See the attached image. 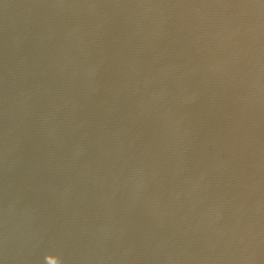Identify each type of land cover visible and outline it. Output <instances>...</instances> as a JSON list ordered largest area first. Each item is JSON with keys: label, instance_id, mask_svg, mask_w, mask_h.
I'll use <instances>...</instances> for the list:
<instances>
[{"label": "water", "instance_id": "95a60500", "mask_svg": "<svg viewBox=\"0 0 264 264\" xmlns=\"http://www.w3.org/2000/svg\"><path fill=\"white\" fill-rule=\"evenodd\" d=\"M49 256L264 264V0H0V264Z\"/></svg>", "mask_w": 264, "mask_h": 264}, {"label": "clouds", "instance_id": "9594fccd", "mask_svg": "<svg viewBox=\"0 0 264 264\" xmlns=\"http://www.w3.org/2000/svg\"><path fill=\"white\" fill-rule=\"evenodd\" d=\"M47 260H48V264H53V262L54 264H62V261L58 257L49 256Z\"/></svg>", "mask_w": 264, "mask_h": 264}]
</instances>
